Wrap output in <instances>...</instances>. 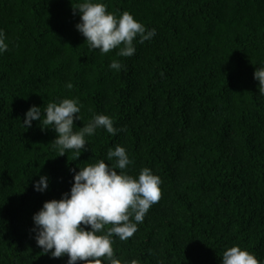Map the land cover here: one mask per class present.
<instances>
[{
	"label": "trees",
	"instance_id": "trees-1",
	"mask_svg": "<svg viewBox=\"0 0 264 264\" xmlns=\"http://www.w3.org/2000/svg\"><path fill=\"white\" fill-rule=\"evenodd\" d=\"M80 2L0 0L9 45L0 54V264H67L37 245L33 216L70 192L72 169L114 163L106 157L117 145L130 174L148 167L162 180L138 231L113 238L118 258L222 264L239 245L264 264V95L254 78L264 66V0H101L156 29L142 44L137 37L131 57L89 48L76 28ZM63 98L82 105L75 131L94 114L124 131L97 129L79 159L59 155L51 126L23 120L32 105ZM41 175L44 192L34 189Z\"/></svg>",
	"mask_w": 264,
	"mask_h": 264
},
{
	"label": "clouds",
	"instance_id": "clouds-1",
	"mask_svg": "<svg viewBox=\"0 0 264 264\" xmlns=\"http://www.w3.org/2000/svg\"><path fill=\"white\" fill-rule=\"evenodd\" d=\"M80 15L77 30L86 38L91 50L107 54L119 49L120 57H131L136 52L134 41L144 43L156 36V29H147L133 14L124 11L117 15L108 11L101 0H82L76 7ZM6 34L0 29V54L8 50ZM108 67L120 71L122 64L113 60ZM254 78L259 81V94L264 95V66L256 68ZM71 89L73 85H66ZM82 105L78 98H63L50 102L42 110L32 105L25 114L23 124L31 128L39 121L41 129L52 128L56 132L53 146L59 155L74 150L79 159L88 150V141L103 128L115 136L124 129L114 126V120L105 114H94L79 131L74 130V121L81 120ZM107 161L99 159L79 171L72 169L74 182L70 192L60 199L43 203L33 216L35 240L44 253L52 258L68 257L67 264H139L118 258L113 249L114 237L127 241L138 231L149 209L159 202L162 190L161 178L152 169L144 167L138 176L128 172L133 163L124 146L117 145L107 152ZM119 170V171H118ZM49 187V177L41 175L34 189L44 192ZM90 226V227H89ZM222 264H261L254 253L234 245L222 254Z\"/></svg>",
	"mask_w": 264,
	"mask_h": 264
}]
</instances>
